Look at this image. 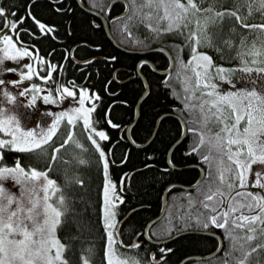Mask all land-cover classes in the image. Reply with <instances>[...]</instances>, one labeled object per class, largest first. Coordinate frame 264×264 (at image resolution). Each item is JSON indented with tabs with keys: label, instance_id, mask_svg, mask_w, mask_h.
Wrapping results in <instances>:
<instances>
[{
	"label": "snow or ice",
	"instance_id": "6c2138e0",
	"mask_svg": "<svg viewBox=\"0 0 264 264\" xmlns=\"http://www.w3.org/2000/svg\"><path fill=\"white\" fill-rule=\"evenodd\" d=\"M26 15L38 28L37 32L26 29L32 37L55 35L56 25L37 18L30 7ZM26 15L11 18L15 13L0 3L4 24L0 28V73L19 76L10 81L0 78V264H71L66 255L69 245L60 231L70 219L79 229L80 221L70 213L78 211L76 202L83 203L84 197L68 190L74 185L87 187L84 177L94 161L103 174L96 209L103 229L101 264L163 262L165 257H157L155 252L145 262L139 255L140 241L125 244L123 239L117 206L125 196L117 191L118 184L110 175L108 153L112 149L106 150L102 143L109 140V134L93 118L99 93L75 77L62 82L64 65L41 55L39 48L33 51L35 45L29 47L18 27ZM124 15L122 30L129 36V24H143L154 40L167 34L182 38L170 65L175 75L167 72L165 82L184 101L180 110L181 115L187 111L183 129L193 136L187 151L198 153L206 165L195 191L184 194L186 201L168 206L169 216L162 229H155L157 235L170 236L174 220L183 221L185 227L195 221L204 231L215 226L223 229L216 246L222 255L209 254L204 264H264V0H231L229 7L223 0H127ZM185 48L189 51L186 60ZM204 49L218 53L228 49L240 62L216 64ZM22 58L32 62L21 63ZM6 61L18 66H6ZM169 77L181 87L175 88ZM221 81L231 87L225 88ZM237 81L244 82L243 86H237ZM9 82L15 91L8 87ZM18 105L33 113L27 122L15 110ZM107 123L119 127L110 117ZM65 125L68 131L57 143L54 138ZM78 127L88 143L77 135ZM69 145L74 149L61 157ZM8 151L44 156L47 166L26 165L21 155L9 163ZM58 159L65 165L60 179L50 174ZM168 164L174 166L171 158ZM127 176L121 178V189ZM96 251L94 244L88 245L80 264H93L90 254L94 256Z\"/></svg>",
	"mask_w": 264,
	"mask_h": 264
},
{
	"label": "trees",
	"instance_id": "16d2710c",
	"mask_svg": "<svg viewBox=\"0 0 264 264\" xmlns=\"http://www.w3.org/2000/svg\"><path fill=\"white\" fill-rule=\"evenodd\" d=\"M81 1L86 6L103 14L113 38L119 44L133 49L162 45L169 49L173 57L178 55V49L183 44L179 35L167 34L162 39L154 40L143 24L139 26L129 24L128 30L131 31V36L123 31L126 16L119 17L118 20L113 19V15L124 8L122 2H113L107 10L112 0ZM0 3L15 13V16L11 18L18 19L19 16L26 15L30 7L31 13L37 18L49 25H56L54 36L40 34L32 37L26 29L37 32L38 28L30 16L26 15L25 20L18 27L21 31V38L29 44V47L35 45L34 51L39 48L41 55L55 63L64 65L62 82L67 83L75 77L76 81L84 83L86 87L99 93V102L93 118L99 122L97 126L105 129L109 134V140L102 143L106 150L112 149L108 153L110 175L117 182L120 194L125 196L124 202L117 206L119 227L123 233L125 244H133L139 240V255L145 262L151 259L150 254L153 252L157 257L163 255L164 261H157V264H178L183 257L194 254L207 255L213 252L216 249L218 238L212 234L188 233L160 245L151 243L144 236L146 223L161 209L165 187L174 182L193 184L199 176L200 168L190 164L198 163L203 169L206 167L204 162L199 159L198 153L187 151L193 140L190 132L186 133L184 138L171 150L170 158L174 162V166L178 168L171 167L167 163V151L181 135L182 125L174 116L160 117V115L171 112L185 119L187 111L185 110V115H181L180 110L183 108L184 101L173 95V88L165 82L166 74L156 73L148 63L140 65V71L148 83V92L140 102L139 115L135 123L130 127L133 143L126 137L125 129L134 118L136 101L144 89V83L136 71L137 61L141 57H147L157 68L165 69L169 65L167 54L157 49L145 55H139L116 48L107 38L100 19L80 8L76 0H0ZM223 3L225 7L231 6V0H223ZM256 19L258 22V13ZM2 25L3 20L0 19V26ZM95 45H99V47ZM205 50L210 52L216 62L234 64L238 59L228 49L222 53L212 49ZM49 53H51L50 56ZM188 54V49L185 48L184 59L188 57ZM111 57H115V59L113 60ZM85 59H88V63L80 62ZM41 72L43 73V69ZM171 72L175 75L174 69ZM57 75L59 77L60 74ZM169 80L172 81L175 88L181 87L172 77H169ZM49 86L52 85L49 84ZM108 117L119 127L108 124ZM155 126L156 130L152 139L144 146H136V144L144 143L151 136ZM79 138L88 143L84 136L81 135ZM73 149L74 146L69 145L61 151L60 156L70 155ZM16 155H21L22 162L26 165L32 164L38 168L47 166V158L44 156L37 157L15 151L6 152L8 162L12 163ZM125 155L127 159H125ZM63 167H65L63 161L58 159L50 174L60 179L59 173ZM124 174H128V176L124 188L121 189L119 183ZM84 178L86 188L74 185L72 189L68 190L70 194L84 197L83 203L76 202L78 211L70 213V217L75 215L80 221V227L79 229L75 227L70 219L69 223L61 229L60 236L69 245L66 255L71 264H80L81 253H87L90 244H94L97 249L94 256L90 254L93 264H101L99 250L103 245V229L98 220L96 209L99 207L102 188V167L94 161ZM61 182L63 181L61 180ZM194 191L195 188L189 190L177 186L168 189L164 214L147 230L150 238L168 237L157 235L155 229L164 227V221L169 216V205H178L181 201H186L184 194ZM79 209H86V211L80 213ZM172 214H176L175 207L172 208ZM173 224L171 235L182 230L204 231L196 226L195 221H191L188 227H185L184 222L180 220H174ZM208 231H213L220 236L223 233V229L215 226H212ZM225 246H227V241H225ZM163 248H169L172 251L165 253L162 251ZM217 255H222V252ZM208 259H190L184 264H204Z\"/></svg>",
	"mask_w": 264,
	"mask_h": 264
},
{
	"label": "water",
	"instance_id": "95a60500",
	"mask_svg": "<svg viewBox=\"0 0 264 264\" xmlns=\"http://www.w3.org/2000/svg\"><path fill=\"white\" fill-rule=\"evenodd\" d=\"M114 1H117V0H113L111 1V3L108 5L107 7V10L110 8L111 4L114 2ZM78 6L80 8H82L83 10L93 14V15H96L101 23H102V26H103V29H104V32L107 36V38L111 41V43L118 49L124 51V52H128V53H135V54H139V55H145L151 51H154V50H157V49H160L162 51H164L167 55H168V58H169V66L166 68V69H159L157 68L153 62L147 58H143V59H140L138 62H137V65H136V71H137V74L139 75V77L141 78L142 82L144 83V89H143V92L141 93L140 97L137 99L136 101V105H135V115H134V118L133 120L127 125L126 129H125V134H126V137L127 139L133 143L132 139H131V136H130V127L132 126V124L135 123L138 115H139V105H140V102L142 101V99L144 98V96L147 94L148 92V83H147V80L146 78L144 77V75L141 73L140 71V68H139V65H140V62L141 61H146L150 64L151 68L158 74H166L167 72H169L172 68H170V65L173 63V56L171 54V52L169 51V49L165 46H161V45H156V46H152V47H149V48H145V49H133V48H128V47H125L121 44H119L112 36L111 32H110V29H109V26L107 24V21L105 19V17L103 16V14L99 11H97L96 9L94 8H91V7H88L86 6L85 4L82 3L81 0H76ZM125 2V1H124ZM126 12V8L124 9L123 13H120L119 15H117V17L119 16H123L124 13ZM85 61H88V59H85V60H81L80 62L84 63ZM164 115H171V116H174L175 118H177V120L181 123L182 125V132H181V135L178 137V139L170 146V148L168 149L167 151V163H168V159L170 158V153H171V150L172 148L178 143L180 142L184 136H185V132H184V129H183V119L175 114V113H162L160 115V117L164 116ZM159 117V118H160ZM159 119L157 120V123H158ZM157 123H156V126H157ZM156 126L151 134V136L144 142V143H141V144H136V146L138 147H141V146H144L146 145L153 137L154 133H155V130H156ZM122 129V128H121ZM192 166H197L200 168V173H199V176L197 178V180L193 183V184H181V183H170L168 184L165 189L163 190V194H162V205H161V209L159 211V213L152 217L145 225V228H144V236L145 238L150 241L151 243L153 244H156V245H160V244H164V243H168L170 242L171 240L181 236V235H184V234H190V233H194V234H212L214 236H216L218 238V240H220V236L213 232V231H200V230H182V231H179V232H176L174 233L173 235L171 236H168L166 238H163V239H152L148 236L147 234V230L149 228V226L155 222L156 220H158L159 218L162 217V215L164 214V211H165V208H166V196H167V191L170 187L172 186H177V187H180V188H183V189H193L195 188V185H196V182L203 176V167H201L200 164L198 163H193V164H190ZM188 165V166H190ZM173 167V166H171ZM174 168H178L177 166H174ZM131 212V211H130ZM129 212V213H130ZM209 254H213V255H217L218 253L216 252V250H214L213 252L209 253ZM209 254L207 255H199V254H194V255H189V256H186V257H183L179 262L178 264H184L187 260H190V259H208L209 258Z\"/></svg>",
	"mask_w": 264,
	"mask_h": 264
},
{
	"label": "rangeland",
	"instance_id": "374dc122",
	"mask_svg": "<svg viewBox=\"0 0 264 264\" xmlns=\"http://www.w3.org/2000/svg\"><path fill=\"white\" fill-rule=\"evenodd\" d=\"M3 26H4V24L2 26H0V28H2ZM8 31L11 32L12 30L9 28ZM188 53H189V51H188ZM26 62H32V61H31L30 58H22L21 63H26ZM239 62H240L239 59H237L235 61L236 65L239 64ZM5 64H6V66H9V67L18 66L16 64V62H12V61H6ZM0 78H5L6 80L10 81L11 79H18L19 76H18V73H16V72H4V73H0ZM33 79L38 82V78H33ZM21 83L26 85L28 83V81H22ZM8 87L11 90H13V91L16 90L15 86L11 85L10 82L8 83ZM18 99H20V98H18ZM38 103L42 104V101H38ZM52 108H53V110H57V106H52ZM15 110L18 112V114L20 115L21 119L24 120L25 122H27L29 120V117L31 115H33L31 110L30 109H26L23 105L16 106ZM67 131H68L67 126L66 125L63 126L61 131H60V133L58 134V136L54 138L55 141L57 143L59 141H61L62 137L64 136V134H66ZM77 135L79 137L81 135L84 136V133L79 129V127L77 128ZM72 147H73V145H72ZM253 190L257 191L259 189L253 188ZM117 191L120 192L118 189H117Z\"/></svg>",
	"mask_w": 264,
	"mask_h": 264
},
{
	"label": "flooded vegetation",
	"instance_id": "af4514ba",
	"mask_svg": "<svg viewBox=\"0 0 264 264\" xmlns=\"http://www.w3.org/2000/svg\"><path fill=\"white\" fill-rule=\"evenodd\" d=\"M127 1V0H117V1H114V2H122V4H124V8L122 9V10H120L119 12H117V13H115L114 15H113V17H117V15H119L120 13H123V11H124V9L126 8V6H127V2L125 3V2ZM109 10V9H108ZM125 14V13H124ZM124 16V15H123ZM119 17H122V16H119ZM128 48H130V47H128ZM143 58H147V57H141L140 59H143ZM139 59V60H140ZM148 59V58H147ZM138 60V61H139ZM137 61V62H138ZM146 62V61H145ZM216 64H224L225 66H232V65H236V63H234V64H232V63H225V62H220V61H218V62H216V61H214ZM146 63H148V62H146ZM221 83L224 85V87L225 88H227V87H231V85H228L227 84V82H223V81H221ZM243 83L244 82H242V81H237V86H243ZM219 235V234H218ZM220 236V235H219ZM220 238H221V236H220ZM216 250V249H215Z\"/></svg>",
	"mask_w": 264,
	"mask_h": 264
}]
</instances>
